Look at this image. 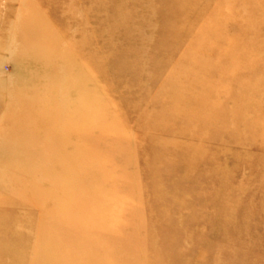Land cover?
<instances>
[{"label":"rangeland","instance_id":"rangeland-1","mask_svg":"<svg viewBox=\"0 0 264 264\" xmlns=\"http://www.w3.org/2000/svg\"><path fill=\"white\" fill-rule=\"evenodd\" d=\"M15 90L66 146L68 237L6 152L0 264H264V0H0V144Z\"/></svg>","mask_w":264,"mask_h":264},{"label":"bare ground","instance_id":"bare-ground-1","mask_svg":"<svg viewBox=\"0 0 264 264\" xmlns=\"http://www.w3.org/2000/svg\"><path fill=\"white\" fill-rule=\"evenodd\" d=\"M11 87L13 86L11 85ZM14 94L15 97L14 99L11 100V103H9L7 110V113L10 112L11 114V119H9V125H8L9 130L3 131L2 134L1 144H0L1 147L0 158H3V160L7 159V157L12 159V156L22 154V159H23L22 163L24 165L26 164V167L28 169L31 168V166L28 164H31L33 167L36 166L31 169L32 176H34L37 181L42 180L47 184H51L50 190H48L46 184L44 185L45 188L43 189H40L38 184L37 183L35 184V182L31 184V187L34 190L35 195L37 192L38 195L39 194L43 195L40 197V199L38 197H35L33 199L34 203L37 205L41 203L45 207L44 210L45 212L42 211L44 214L43 215L44 219L43 217L40 218V222L37 228L38 235L45 237V234L51 232L54 235H56L54 237L55 240L59 234L61 238L68 237L67 236L68 232L66 230L65 213L59 218L57 212L53 213L54 211L53 209L55 208V206L56 208H59L60 212L63 211V207H65V203H66L65 201H67L68 199V195L66 197L67 188L65 186L66 183L68 182L67 175L64 174V168L62 165L60 167H57L55 165L58 161L61 162L64 160V158L62 159V155L63 152L66 150V146L65 144H62L59 141L55 145H51L49 143V141H51V135L47 140L44 139L45 134L48 131V128L51 127L52 123L55 124V122L53 121L56 120L52 118V121L49 122L47 120V116H43L40 118V115H38V108H37L40 101L38 103L37 99H32L28 105L27 102L25 101L26 99L22 100L21 98H16V90ZM59 97L61 98V95H59ZM18 107H23L26 110H30V111L26 115H16V108ZM52 113L50 114V118L52 117L51 115H53ZM29 115H30L29 118H32V123H31L32 126H30V128L32 129L31 131L32 134H29L30 132L26 133V129L19 128L21 127L22 122H26L28 120ZM59 122L60 119L57 118V125H59ZM55 138L56 137L52 138V140L53 139L55 140ZM22 141L25 144H21L20 142ZM41 142H44L43 148L37 146ZM6 152L8 153L7 157H6ZM77 195H79V193H77ZM50 212H52V214H50ZM73 223L74 225L75 224L79 225V223L75 220V216L73 217ZM40 243L42 244L44 243L45 245L47 241L41 240ZM84 246L86 248L83 249L87 252L88 248L86 245ZM86 252H82V255L85 254Z\"/></svg>","mask_w":264,"mask_h":264}]
</instances>
